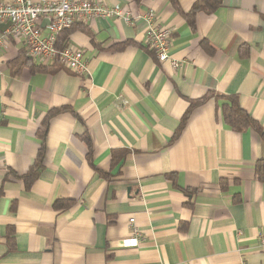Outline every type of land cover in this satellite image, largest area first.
<instances>
[{
  "label": "crops",
  "instance_id": "1",
  "mask_svg": "<svg viewBox=\"0 0 264 264\" xmlns=\"http://www.w3.org/2000/svg\"><path fill=\"white\" fill-rule=\"evenodd\" d=\"M103 1L153 11L181 65L144 47L143 21L112 18L68 36L85 74L51 62L15 75L26 49L0 25V264H264V136L225 125L216 98L236 96L264 132V0H222L194 32L169 0Z\"/></svg>",
  "mask_w": 264,
  "mask_h": 264
},
{
  "label": "built area",
  "instance_id": "2",
  "mask_svg": "<svg viewBox=\"0 0 264 264\" xmlns=\"http://www.w3.org/2000/svg\"><path fill=\"white\" fill-rule=\"evenodd\" d=\"M112 18L128 25L136 20L143 21L146 26L144 47L155 54L158 62H168L174 70L180 67L181 63L168 55L171 31L155 25V16L151 10L134 16L129 10L120 6H109L103 0L0 1V25L6 24L7 35L23 42L28 58L42 65L54 62L58 58L61 65L77 75L88 71L82 51L67 45L62 51L57 52L54 45L56 37L75 24ZM43 22H46L45 25ZM129 221L133 223V219Z\"/></svg>",
  "mask_w": 264,
  "mask_h": 264
},
{
  "label": "trees",
  "instance_id": "3",
  "mask_svg": "<svg viewBox=\"0 0 264 264\" xmlns=\"http://www.w3.org/2000/svg\"><path fill=\"white\" fill-rule=\"evenodd\" d=\"M172 7L183 17V19L186 21L190 29L194 32L196 30V16L199 13H205V14H212L215 11H217L220 7H222V0H197L193 3L191 8L187 12H183L178 7V4L176 0H169ZM83 24H75L70 29L65 30L58 34L55 40V49L57 52L62 51L67 45V39L68 36L72 31L75 29L81 27ZM84 32L88 33V31L85 30V28H82ZM203 47L208 52L212 53V50L210 49V46L205 43V41L202 42ZM127 46V44H122L121 46H115L112 47L114 51H120L123 50L124 47ZM54 63H58V58L54 61ZM29 68L31 73H40V72H46L47 66L42 64H36L32 59L25 57V53L20 54L18 57V60L15 62L14 65H12V70H14L15 75L18 74V72L23 68ZM210 94L204 96L203 98L196 100L192 103H190L189 108L181 118L178 130L175 133V137H178L181 133L183 127L185 126L186 122L188 121L190 111L191 109L204 102L207 97H209ZM217 100H225L226 102L221 105V116L222 120L225 125L229 126L232 129H235L237 131H244L246 129H252L257 133H260L262 136H264V132L261 130L260 126L257 124L255 120H253L239 105L238 98L236 96H223V95H217ZM66 109L59 110L64 111ZM71 113L73 111L69 110ZM56 113V112H55ZM54 113H48L46 117L42 121V128L43 130L40 133V137L44 139L48 126L49 121L53 117ZM83 142L87 145L88 151L90 148L89 139L84 136L82 137ZM42 156H43V145L40 147V150L38 152V155L35 159L34 164L30 167V169L27 171V173L21 177H19L26 185V187H29L35 180L40 171L42 170ZM254 176L255 179L261 183H264V159H261L255 163L254 166ZM172 181L175 183V178L172 176Z\"/></svg>",
  "mask_w": 264,
  "mask_h": 264
}]
</instances>
